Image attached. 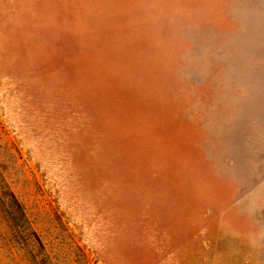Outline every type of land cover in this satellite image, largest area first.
I'll use <instances>...</instances> for the list:
<instances>
[{"label":"rangeland","instance_id":"obj_1","mask_svg":"<svg viewBox=\"0 0 264 264\" xmlns=\"http://www.w3.org/2000/svg\"><path fill=\"white\" fill-rule=\"evenodd\" d=\"M0 264H264V0H0Z\"/></svg>","mask_w":264,"mask_h":264}]
</instances>
